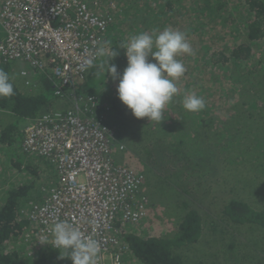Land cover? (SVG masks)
Returning a JSON list of instances; mask_svg holds the SVG:
<instances>
[{
	"label": "trees",
	"instance_id": "1",
	"mask_svg": "<svg viewBox=\"0 0 264 264\" xmlns=\"http://www.w3.org/2000/svg\"><path fill=\"white\" fill-rule=\"evenodd\" d=\"M143 1L148 9H136L142 17H134L139 26H133H138V32L151 34L171 27L185 32L194 49V55L178 57L186 72L177 85L193 83L195 62L208 50L207 41L213 39L220 25L221 29L229 26L238 40L232 49L213 53V58L221 54L214 66L221 69L230 61L232 80L242 89L236 87L237 104L227 117L217 112L210 117L208 106L195 113L186 111L182 107L186 94L178 89L160 124L136 119L118 98L119 81H111L112 76L107 74L109 62L120 74L127 66L120 47L124 40L110 36L109 50L119 55L111 61L104 56L103 68L97 62L88 73L85 89L78 90V94L83 108L89 98L93 99V104L88 103L90 116L114 131L116 165L134 169L144 177L148 215L145 222L136 224L144 223L139 231L124 233L125 239L143 264H264V0H239L234 10L239 12V6L244 7L242 27L226 24V0H157L158 8L149 5V0ZM190 12L201 18L206 14L212 21L191 22ZM143 21L148 24L141 28ZM14 63L0 57V69L11 77L15 93L0 97V143L5 147L16 144L24 124L39 117L57 96L46 74L40 75L35 87H28ZM127 136L132 137L125 142ZM119 144L128 147L127 151H117ZM12 169L14 174L27 169L35 181L40 180V170L30 171L13 162L3 173L11 175ZM219 175L221 182H214ZM192 176L197 180L193 188L189 185ZM32 189V185L23 184L0 194V201L5 202L0 208V264H72L67 253L65 259H60L59 250L51 245L34 250V257H23V237L30 223L22 210L23 205L33 201L28 200ZM176 199L182 201L173 208L169 204ZM166 215L176 222L170 235L163 233L161 224ZM148 221L156 226L154 232H147ZM15 240L19 250L10 249Z\"/></svg>",
	"mask_w": 264,
	"mask_h": 264
},
{
	"label": "built area",
	"instance_id": "2",
	"mask_svg": "<svg viewBox=\"0 0 264 264\" xmlns=\"http://www.w3.org/2000/svg\"><path fill=\"white\" fill-rule=\"evenodd\" d=\"M110 2L0 0V57L25 63L21 75L28 85L32 78L46 74L57 96L76 95V86L85 83L102 57L81 70L114 23L111 11L115 9H105ZM68 90L73 93L67 94ZM88 103L83 108L82 96H76L70 109L44 113L25 128L23 153L43 159L58 175L44 201L31 203L30 227L24 236L27 256L50 246V227L64 220L100 242L98 264H143L131 251L123 230L147 218L144 177L116 165L114 134L90 116ZM117 151L127 149L119 144Z\"/></svg>",
	"mask_w": 264,
	"mask_h": 264
},
{
	"label": "clouds",
	"instance_id": "3",
	"mask_svg": "<svg viewBox=\"0 0 264 264\" xmlns=\"http://www.w3.org/2000/svg\"><path fill=\"white\" fill-rule=\"evenodd\" d=\"M109 45L108 41L101 44L92 58L83 61L81 70L91 67L97 56L108 55L110 61L118 56L119 52L110 51ZM120 47L127 58L123 73H118L116 65L110 62L107 64V74L119 81V100L136 119L147 118L152 124H160L165 119L166 106L178 93L176 82L186 72L178 57L194 55L186 33L166 27L163 31H153L151 34L143 32L132 35ZM14 94L11 77L0 69V97H11ZM205 106L204 98L194 92L183 97L182 107L188 112H199ZM49 231L52 235L51 246L59 250L60 259H65L64 253H67L72 264H98L100 242L92 234L86 235L80 227L64 220H56Z\"/></svg>",
	"mask_w": 264,
	"mask_h": 264
},
{
	"label": "rangeland",
	"instance_id": "4",
	"mask_svg": "<svg viewBox=\"0 0 264 264\" xmlns=\"http://www.w3.org/2000/svg\"><path fill=\"white\" fill-rule=\"evenodd\" d=\"M157 0H149L148 4L153 6L154 8H158L157 6ZM226 3L228 5L227 7V11H228V19L226 21V24L228 25L229 23L231 24H236L240 27L243 26V22L241 21V14L245 15L244 12V7L242 5H240L239 7V12L238 10L235 11L234 7H236L237 5H239V0H226ZM225 3V4H226ZM103 8V7H102ZM148 7L145 5V2L143 0H111L110 4L108 6L105 7V9H115V11H111V14H113V19H114V24L111 26L110 30H109V35H108V42H110V36L112 35V37L115 38H119V39H123L124 41L128 40L132 35H137L140 34L141 32H138V24L136 23V20L134 17H142L141 16V11L136 10V9H144ZM101 9V8H100ZM229 9L230 12L233 10L232 13H229ZM161 9H157V11H160ZM189 14H191V22L197 23V19L200 20L203 23H211L212 20L209 19V17L206 14H202V18L200 16H196L195 12H190ZM197 17V18H196ZM183 19V18H182ZM147 21V20H145ZM143 21V23H141L140 26L141 28H144L145 26H147L148 22ZM234 22V23H232ZM237 22V23H235ZM183 23V22H181ZM241 25H239V24ZM137 24L138 26H133ZM117 26V28H115ZM226 29H221V26H218V31L214 32L213 35V39L211 38L209 41H207V48L208 50H206L205 52H203L200 57L196 60L195 62V70L192 71V76L194 78H192L191 82L193 83H182L179 85L176 84L177 88L182 90L185 94H188L190 92H194L196 93L198 96H202L204 99H206V106H208L209 108V116L213 117L215 116L213 112H217L218 114H220V116L224 117L226 114H233L230 109L233 108V106L235 105V103L237 104V101H234V95H235V90L236 87L238 88L239 86L235 85V82L232 80V65L229 61V65H226L224 68L219 69L218 67L214 66V64L221 58V54H218L216 57L213 58V53L217 52V51H224V48H230L232 49L235 45V43H237L238 40V36L236 33H234L229 26H225ZM237 39V40H236ZM262 44L264 45V40L261 41ZM110 48V45H109ZM229 55V54H227ZM106 56V55H105ZM104 56L101 57V59L98 61V63L100 65H104L102 63ZM225 58V57H224ZM151 60V57H150ZM206 62H210V64H206ZM21 62H16L13 64V66L15 67L16 70H18L21 74L23 68L20 64ZM17 66H20L17 68ZM106 71V70H105ZM111 81L113 80L112 78H110ZM33 81V80H32ZM87 81L88 79H86L85 83H81L80 86L78 88H76L75 92L76 95H71V97H61L58 96L59 99L54 103L55 99L51 102L49 109L55 108V109H59V108H63L67 106V109H70V107L72 106V104L74 103V99L76 96H80L78 94V90L82 91L83 87L85 89L86 85H87ZM109 79H106L105 82H110ZM82 86L81 89H79ZM239 89H242V86L239 87ZM213 91V93H211V95L209 96L210 92ZM234 92V93H232ZM73 93L72 90H68L67 94ZM61 104L63 107H57V105ZM60 111V110H58ZM228 115H226L225 117H227ZM132 136H127L125 137V142H126V138H130ZM127 145V143H126ZM128 149V147H127ZM156 150L158 148H155ZM7 153L9 155V158L11 161H14L16 163V165L18 167L23 166L26 162V160L29 158L26 154L23 153L22 151V144L20 145V138L18 137V140L16 142V144L13 145V148L11 149H7ZM0 158L2 160H6V156H3L2 154H0ZM160 157H164V154ZM23 167H26V165H24ZM6 167H2L0 166V171L4 172ZM34 169H37L36 167H32V169H30L31 171H33ZM22 173L25 174H29V177L27 179V181L25 182V184H27V186L32 185L33 188H37L38 185L41 184V182L36 183L35 178L33 176V173H30L27 169L26 170H22L19 171V173L14 174V170H11V177L10 178H1L0 177V189H1V185L5 186V189H2V191H0V194H2L4 191H6V189H12L15 186L18 185H23L20 180L22 178ZM202 174V173H199ZM198 175V174H197ZM215 181H219L221 182V176L219 175V178H216L214 180ZM189 185L193 188L194 186H197V180H196V176H192V179L189 181ZM49 191V190H48ZM48 191H46L44 194L45 197L48 194ZM8 191H6L7 194ZM150 191L147 189V193H149ZM188 194V193H187ZM182 199H176L174 200V204L171 203L169 205H174L173 208H175V204H179L181 203ZM32 202H29V204H27V208L22 210V214L24 217H26L30 211V208L33 204H31ZM172 208V209H173ZM161 211L164 210V208L160 209ZM177 212L178 209L176 208L174 210V212ZM180 213V211H179ZM179 216H182V214H179ZM145 222V221H143ZM161 224H164L163 228V233L165 235H170L171 233L174 232V228L176 229V222L175 219L172 218L170 219V217L168 218V216L166 215L164 220L162 221ZM144 223L140 224V225H135L134 227L132 225H129L127 227L124 228L123 232H125L126 235H128L129 233H136L137 231H139L141 229V226H143ZM154 223L153 221H148V223L145 225V228L148 229V233L150 232H154L155 230ZM147 232H145V230L142 231V235H145ZM140 233V232H138ZM14 247H10V249H14V250H19V245L18 243L15 242L13 244H11ZM10 250V251H11ZM13 250V251H14ZM25 255H27V253H23V257H25Z\"/></svg>",
	"mask_w": 264,
	"mask_h": 264
},
{
	"label": "crops",
	"instance_id": "5",
	"mask_svg": "<svg viewBox=\"0 0 264 264\" xmlns=\"http://www.w3.org/2000/svg\"><path fill=\"white\" fill-rule=\"evenodd\" d=\"M22 63V62H21ZM27 65L25 63H22V68H26ZM21 76V75H20ZM40 77V76H39ZM38 76L37 77H34L31 79V83L29 84L30 86L28 87H35L37 84H38ZM21 78H24L26 80L25 77L21 76ZM33 80V81H32ZM56 99L54 101V103L59 99L58 96H55ZM57 107H63L61 104L57 105ZM67 109V106L66 108L63 107V108H59V109H55V108H52V109H47L45 111L42 112L41 115H43L44 113H47V112H50V111H64ZM40 115V116H41ZM30 120H28V122H26V124H24L23 126V129H22V132H21V135H18V137L20 138V145L22 144V141L24 139V131H25V128L27 127L28 123H29ZM12 149L13 146H3L1 143H0V154H2L3 156H6V160H2L0 158V166L2 167H8L10 168L11 167V162L15 163L14 161H11L10 158H9V155L7 153V149ZM1 157V156H0ZM26 167L24 168H28L29 170L32 168V167H36L38 170H40V173L39 174V181H36V183L38 182H41L40 185H38L37 188H33L31 191L32 193L30 194V199H28L29 201L33 200L35 203H42L44 201V197L46 194L45 192L50 190L58 181V175H57V172L55 170V168L53 166H51L50 164L46 163L43 159H40V158H37V157H29L25 164ZM23 165V166H24ZM22 166V168H23ZM31 171V170H30ZM0 177L1 178H10L11 175L9 173H3L2 171H0ZM29 177V174H25V173H22V178L20 180V182L22 184H25V182L27 181ZM5 186L1 185V189L0 191H2V189H5L4 188ZM4 200L0 201V208L4 205ZM27 204L23 205V209L27 208Z\"/></svg>",
	"mask_w": 264,
	"mask_h": 264
},
{
	"label": "bare ground",
	"instance_id": "6",
	"mask_svg": "<svg viewBox=\"0 0 264 264\" xmlns=\"http://www.w3.org/2000/svg\"><path fill=\"white\" fill-rule=\"evenodd\" d=\"M108 35H109V33L107 34V36H106V40H105V42L107 41V39H108ZM101 59V58H100ZM99 59V60H100ZM109 127V126H108ZM109 129L112 131V133L114 134V131L109 127ZM113 140H114V138H113ZM32 203H35L34 201H32ZM27 220H28V217L26 216L25 217ZM29 221V220H28ZM26 235V234H25ZM24 235V236H25ZM25 239H24V237H23V246H24V249H25V252H26V248H25V245L27 244V243H25V241H24ZM29 257V256H28ZM32 257H34V255L32 256Z\"/></svg>",
	"mask_w": 264,
	"mask_h": 264
}]
</instances>
